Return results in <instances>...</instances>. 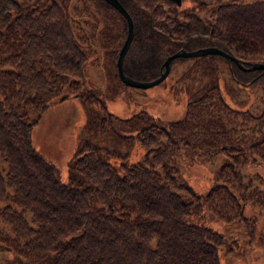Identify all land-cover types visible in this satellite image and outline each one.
<instances>
[{
    "label": "trees",
    "instance_id": "obj_1",
    "mask_svg": "<svg viewBox=\"0 0 264 264\" xmlns=\"http://www.w3.org/2000/svg\"><path fill=\"white\" fill-rule=\"evenodd\" d=\"M120 2L134 21L124 57L134 78L158 76L166 56L180 48L213 45L245 66L264 62V0ZM185 2L217 4L201 18ZM92 4L115 23V31L105 26L111 35H102ZM126 34L127 19L106 0H0V156L7 162L6 172L0 168V201L7 202L0 214L13 228L0 240L31 264H221L224 235L208 221H241L253 233L258 223L245 214L247 205L264 215V180L245 179L242 171L264 162V94L259 104L239 94L230 103L213 67L224 60L229 81L263 91L264 70L243 69L218 53L177 56L171 68L189 61L186 71L206 76L186 91L183 116L141 109L122 117L109 110L101 89L89 86L86 73L102 39L119 75L116 58ZM64 84L85 101L93 132L76 146L68 181L32 136ZM28 110L36 112L32 120ZM98 130L108 146L96 144ZM135 143L146 157L127 162ZM220 150L228 158L207 191L179 181L182 160L201 161Z\"/></svg>",
    "mask_w": 264,
    "mask_h": 264
},
{
    "label": "rangeland",
    "instance_id": "obj_2",
    "mask_svg": "<svg viewBox=\"0 0 264 264\" xmlns=\"http://www.w3.org/2000/svg\"><path fill=\"white\" fill-rule=\"evenodd\" d=\"M221 1L250 2L254 0ZM216 4L207 2L206 5H192L191 2H185L184 6L188 5L192 13L205 18ZM91 7L100 19L99 25L102 35H111L108 27L105 26L108 23L113 26L111 28L115 31V23L111 19L106 20L104 16H99V12L93 4ZM101 40L96 42L97 62H90L87 66V82L89 86L99 88L104 92L109 110L119 116L128 117L141 109H145L162 118H181L189 98L186 91L194 89L206 79L205 75L198 74L194 70L186 71L189 64L187 61L175 64L167 78L165 77L152 86L142 88L127 85L117 75L108 58L107 51L111 46L101 47ZM94 60L93 58L92 61ZM189 65L190 68L193 65L192 62ZM213 70H216L215 75L230 103H235L238 94L239 98H246L249 103L259 104L262 100L264 91L260 86L253 85L240 89L234 82L228 80L229 68L226 61L217 60ZM174 80L177 81L176 84H174ZM62 95L67 97L61 98ZM40 105L41 103H38L36 107L37 114ZM47 105L48 109L44 111L43 117L33 128V142L42 154L59 166L61 179L68 181L70 163L75 157L76 146L83 138L90 139L93 135V132L88 130L90 113L85 101L80 96L75 95L67 84L63 85L59 95L48 100ZM36 112L28 110V120H32ZM99 132L100 130L97 131L99 140L96 144L108 146L105 141L106 136H100ZM109 137L110 135L108 140ZM145 157L146 149L135 143L131 154L127 155L124 160L133 162L143 160ZM111 158L114 157L111 156ZM227 158L228 154L220 150L204 157L201 161L190 163L184 159L178 164L179 181H186L196 190L205 192L217 180L216 176L220 167ZM0 168L3 172L7 170V162L1 156ZM242 171L245 179L253 177L255 182L259 184L264 180V162L246 164L242 167ZM183 195L188 197L189 194L185 192ZM6 203L0 201V208ZM27 213V217L30 218V213ZM245 214L256 219L258 223L253 233L246 230L241 221L233 222L222 219L208 221L209 225L220 230L224 235L225 241L221 246V264H264V215L260 213L256 216V209L251 205H247ZM4 233H13V228L0 214V236ZM0 264L31 263L16 252L9 250L0 240Z\"/></svg>",
    "mask_w": 264,
    "mask_h": 264
},
{
    "label": "water",
    "instance_id": "obj_3",
    "mask_svg": "<svg viewBox=\"0 0 264 264\" xmlns=\"http://www.w3.org/2000/svg\"><path fill=\"white\" fill-rule=\"evenodd\" d=\"M106 1L112 4L127 19V34L120 47L119 54L117 57V70H118L119 77L127 85L145 88V87L152 86L156 83H159L167 76L171 68V62L177 56L188 57V56H196V55H205L208 53H218L220 55H223L228 60H234L243 69L252 70L256 68H261L264 70V62H254L253 64L249 66H245L238 57L232 55L231 53L227 52L226 50L220 47L210 45V46L198 47L196 49H191V50L180 48L176 50L175 52L170 53L169 55L166 56L163 62L164 69L158 76L152 79L134 78L128 75L124 70V57L131 44L132 38L134 36L133 18L131 14L129 13V11L126 9V7L120 2V0H106ZM174 1H176L178 5L182 3V0H174Z\"/></svg>",
    "mask_w": 264,
    "mask_h": 264
}]
</instances>
